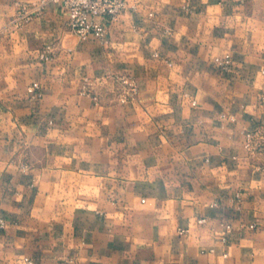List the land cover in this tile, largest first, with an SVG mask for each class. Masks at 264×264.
Returning a JSON list of instances; mask_svg holds the SVG:
<instances>
[{
  "label": "crops",
  "instance_id": "0c3cea01",
  "mask_svg": "<svg viewBox=\"0 0 264 264\" xmlns=\"http://www.w3.org/2000/svg\"><path fill=\"white\" fill-rule=\"evenodd\" d=\"M128 4L0 0V264H264V0Z\"/></svg>",
  "mask_w": 264,
  "mask_h": 264
},
{
  "label": "built area",
  "instance_id": "2783aa9c",
  "mask_svg": "<svg viewBox=\"0 0 264 264\" xmlns=\"http://www.w3.org/2000/svg\"><path fill=\"white\" fill-rule=\"evenodd\" d=\"M62 9L68 15L69 28L79 37L81 41H87L90 37L98 38L102 43L108 42V31L110 25L118 21L120 17L129 10L128 0H59ZM42 59L49 60L51 57L42 54ZM232 62V57L217 58V63L228 71ZM264 75V70H263ZM120 84L119 100L122 103L129 102L138 94V86L130 76L116 77ZM39 83H33L29 87V93L35 97L40 96ZM261 135V130L250 131L245 134L244 147L252 150L255 141ZM1 227H5V222H1Z\"/></svg>",
  "mask_w": 264,
  "mask_h": 264
}]
</instances>
